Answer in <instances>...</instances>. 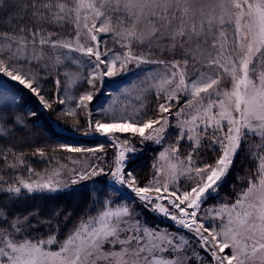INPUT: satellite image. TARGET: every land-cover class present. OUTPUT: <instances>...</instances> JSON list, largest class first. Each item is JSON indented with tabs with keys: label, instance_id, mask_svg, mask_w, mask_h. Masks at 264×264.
Here are the masks:
<instances>
[{
	"label": "snow or ice",
	"instance_id": "obj_1",
	"mask_svg": "<svg viewBox=\"0 0 264 264\" xmlns=\"http://www.w3.org/2000/svg\"><path fill=\"white\" fill-rule=\"evenodd\" d=\"M22 92L104 142L36 171L13 143L38 115ZM0 161V264H264V0H0ZM59 196L86 203H35Z\"/></svg>",
	"mask_w": 264,
	"mask_h": 264
},
{
	"label": "rangeland",
	"instance_id": "obj_2",
	"mask_svg": "<svg viewBox=\"0 0 264 264\" xmlns=\"http://www.w3.org/2000/svg\"><path fill=\"white\" fill-rule=\"evenodd\" d=\"M131 67V66H130ZM135 77L133 76V74L131 72L123 75V76H119L116 78H111V79H106L103 87L101 88V92L102 95L99 97L98 101H96L94 107H95V111L93 112V116L97 117L98 116V110L100 108L101 105L106 106V101L108 100L109 94H115L117 92V90L119 88L124 87L125 85H127L130 81L134 80ZM47 88H51V85H46ZM123 102V100H122ZM38 110L41 111H48V110H44L38 103ZM63 107V106H61ZM46 113V112H45ZM55 116H56V121H51V125L54 128V130L59 134L60 138H64L65 139H74V140H83L82 141V145L78 146L75 145L74 143H70L72 141H68L66 140L65 142L68 143L67 146H76V147H95L97 145V143H103L104 142V138L100 137L98 135H94V136H85L83 135L82 131H74L72 130V121L70 119H66L63 117H58L56 115V113L54 112ZM46 115L48 116V118H50V116L46 113ZM51 120V119H50ZM64 141V139H62ZM63 144V143H62ZM70 144V145H69ZM107 147V146H106ZM160 146H156L154 144H148L147 146H137V153L136 155L133 156V162L130 165L131 170L133 171V174H135V172L137 170L134 169V165H141V167L143 166L144 169L142 170L143 172H141L142 175H139V173L136 175L138 180L141 183H145L147 182L148 179L151 178L152 173H153V169H152V164L155 161L157 154H158V148ZM107 151L109 154V157L111 156L112 153V149L110 147H107ZM55 153L51 156L47 155L46 159H41L38 156L36 157V162L34 163L35 166L32 164V166L36 169V171L43 173L46 169H51L52 167L56 166V161H59L62 164H66L69 167H73V165L71 164V159L75 158V159H80L81 161L84 160V155L83 154H74V153H68L66 151H64L60 146L58 149H56L54 151ZM49 153V152H48ZM89 159H91V157L89 156ZM75 167H79V165H76ZM24 175H27L26 173ZM243 175V174H240ZM231 182H229L228 184H231L227 187V189H221L220 190V197L221 199H227V198H231L233 195V184H237V180H236V174H232L231 176ZM89 184V186H91V181L86 182ZM77 200H80L82 197L80 196H75ZM86 202H84L85 204ZM213 202L209 201V205H211ZM78 212V211H76ZM78 214V213H77ZM145 218L147 219L148 223L150 225L152 224H170L169 221L166 220H161L158 219L157 217L153 216L151 213L145 212L144 214Z\"/></svg>",
	"mask_w": 264,
	"mask_h": 264
},
{
	"label": "trees",
	"instance_id": "obj_3",
	"mask_svg": "<svg viewBox=\"0 0 264 264\" xmlns=\"http://www.w3.org/2000/svg\"><path fill=\"white\" fill-rule=\"evenodd\" d=\"M85 87L87 86L85 85ZM21 95L24 96V100L22 104L25 109V112H27L28 110H34L38 113L36 117L28 118L30 125L29 132L25 134H18L21 136V138L13 141V143L16 144L19 150L26 153L25 158L29 164L31 165L33 164L35 166L34 163H37L36 157L32 155V152L35 150L36 147L44 148L46 154L51 156L55 153L54 151L58 149L59 146L66 144L68 145L67 143L68 141H72L70 143H74L75 145L78 146L82 145L81 143L83 140L81 139L74 140L72 138L71 139H65V137L60 138L59 134L54 130V128L51 125V121H56V116L54 112L38 110L37 100L34 97L28 95L26 92H22ZM45 112L50 116V118H48ZM62 139H64V141ZM66 140L68 141L65 142ZM2 166H3V162L0 161V167ZM134 166H135L134 169L137 170L135 174L137 175L139 173V175H142L141 172H143L142 170L144 169V167L143 166L141 167V165H137V163ZM237 171H239L240 174H243L242 166L239 164H237L236 169H234L233 173L236 174ZM14 176H15L14 172H9L6 178L10 180L14 178ZM231 178L232 177H230L228 182L225 183L223 189H227V187L231 185L228 184L229 182H231ZM75 198H76L75 196L73 197L59 196L57 199L53 201L45 202L43 200L38 199L37 201H35V203H38L42 208L45 209V211H47L50 205L59 204L69 209H74L75 211H78L77 213H79V211L83 209L84 202L86 201H84L83 198H81L80 200H77Z\"/></svg>",
	"mask_w": 264,
	"mask_h": 264
},
{
	"label": "water",
	"instance_id": "obj_4",
	"mask_svg": "<svg viewBox=\"0 0 264 264\" xmlns=\"http://www.w3.org/2000/svg\"><path fill=\"white\" fill-rule=\"evenodd\" d=\"M126 195H131V193L128 192V193H126Z\"/></svg>",
	"mask_w": 264,
	"mask_h": 264
},
{
	"label": "built area",
	"instance_id": "obj_5",
	"mask_svg": "<svg viewBox=\"0 0 264 264\" xmlns=\"http://www.w3.org/2000/svg\"><path fill=\"white\" fill-rule=\"evenodd\" d=\"M130 193V192H129ZM132 195V194H131Z\"/></svg>",
	"mask_w": 264,
	"mask_h": 264
}]
</instances>
